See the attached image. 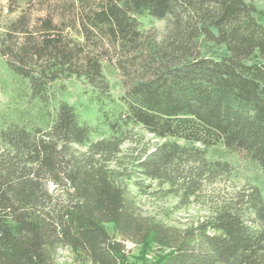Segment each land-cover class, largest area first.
I'll list each match as a JSON object with an SVG mask.
<instances>
[{
	"label": "trees",
	"instance_id": "trees-1",
	"mask_svg": "<svg viewBox=\"0 0 264 264\" xmlns=\"http://www.w3.org/2000/svg\"><path fill=\"white\" fill-rule=\"evenodd\" d=\"M7 4L18 15L0 34V56L49 123L1 126L0 264H60L68 250L130 264L128 243L159 247L156 264H264L262 191L238 187L230 163L208 158L223 144L264 173V23L254 5ZM141 18L165 21L164 33L143 31ZM207 45L225 54L205 55ZM71 80L95 122L58 98L56 85Z\"/></svg>",
	"mask_w": 264,
	"mask_h": 264
},
{
	"label": "rangeland",
	"instance_id": "rangeland-1",
	"mask_svg": "<svg viewBox=\"0 0 264 264\" xmlns=\"http://www.w3.org/2000/svg\"><path fill=\"white\" fill-rule=\"evenodd\" d=\"M252 3L256 9V17L264 23V2L246 0ZM25 4H23L24 7ZM18 14L8 13L7 0H0V34ZM165 21L154 19H140V27L143 31L154 30L157 34L162 35L165 30ZM205 55L221 56L225 54L223 49H217L211 45L204 48ZM104 74L109 80L114 95L122 94L121 78L117 70L110 64H105ZM56 85L58 90V98L67 100L80 107L82 118L95 122L97 118V110L94 105L89 104L83 93L81 84L76 80H71L63 85ZM24 81L13 74L0 56V129L4 121L10 122L12 119H33L38 123L47 126L49 120L40 117L39 104L29 103L26 98ZM114 107H119L116 104ZM107 135L104 132L101 136ZM208 158L230 163L234 167L233 182L238 187L254 185L258 187L264 196V173L258 163L243 159L238 153L226 148L223 144L211 147L208 150ZM109 234L116 240L120 238L116 235L111 224L106 225ZM129 255L130 264H156L158 259L163 255V251L155 245L135 246L128 243L126 245ZM78 254L72 251H65L60 259V264H90L86 260H82Z\"/></svg>",
	"mask_w": 264,
	"mask_h": 264
}]
</instances>
